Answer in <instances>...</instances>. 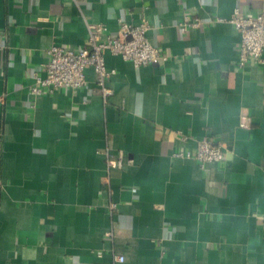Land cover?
I'll return each instance as SVG.
<instances>
[{
  "label": "crops",
  "instance_id": "1",
  "mask_svg": "<svg viewBox=\"0 0 264 264\" xmlns=\"http://www.w3.org/2000/svg\"><path fill=\"white\" fill-rule=\"evenodd\" d=\"M263 7L0 0V264H264V65L238 68L229 22ZM185 16L204 26L182 34ZM120 19L148 21L169 61L136 69L107 54V103L93 69L81 90L30 94L52 46L78 50L87 22L116 34ZM205 137L223 161L174 157Z\"/></svg>",
  "mask_w": 264,
  "mask_h": 264
},
{
  "label": "built area",
  "instance_id": "2",
  "mask_svg": "<svg viewBox=\"0 0 264 264\" xmlns=\"http://www.w3.org/2000/svg\"><path fill=\"white\" fill-rule=\"evenodd\" d=\"M224 21V20H219ZM229 22L235 27L240 36L238 46V68L245 69L250 65H264V7L259 14L244 15L240 9H236ZM119 28L113 34L104 24L87 22V44L78 50L65 49L60 46H52L47 51V63L43 72H35L30 94L34 97L45 93H54L58 90H81L87 86L88 69H93L96 76V92L107 103L113 91L107 86L110 78L117 74L115 69H109L106 64V55L121 57L131 63L136 69L155 64L166 63L170 56L152 45L147 37L151 30L150 23L144 20L139 25H132L118 20ZM204 23L199 19L192 20L185 16L179 23L182 34H187L191 29H199ZM0 48L4 49L3 43ZM44 74V75H43ZM242 127L246 123L241 124ZM183 140L188 137L183 134ZM122 157V156H120ZM178 159H195L201 168L207 164L218 163L225 159L226 151L222 144L216 143L211 138L205 137L197 142V151L192 153L176 152ZM122 167V162L118 163ZM117 205L112 203L110 211H114ZM116 263H124L123 256H115Z\"/></svg>",
  "mask_w": 264,
  "mask_h": 264
}]
</instances>
